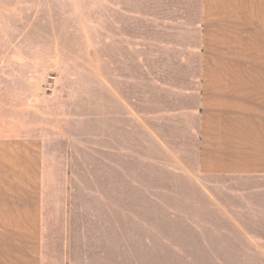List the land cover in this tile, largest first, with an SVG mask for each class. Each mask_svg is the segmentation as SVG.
<instances>
[{"label":"rangeland","instance_id":"374dc122","mask_svg":"<svg viewBox=\"0 0 264 264\" xmlns=\"http://www.w3.org/2000/svg\"><path fill=\"white\" fill-rule=\"evenodd\" d=\"M201 2L0 0V121L44 140L57 260L264 264L256 181L196 166Z\"/></svg>","mask_w":264,"mask_h":264},{"label":"crops","instance_id":"0c3cea01","mask_svg":"<svg viewBox=\"0 0 264 264\" xmlns=\"http://www.w3.org/2000/svg\"><path fill=\"white\" fill-rule=\"evenodd\" d=\"M200 60L197 169L256 181L264 218V0H202ZM18 116L0 121V264H67L50 243L44 140Z\"/></svg>","mask_w":264,"mask_h":264}]
</instances>
